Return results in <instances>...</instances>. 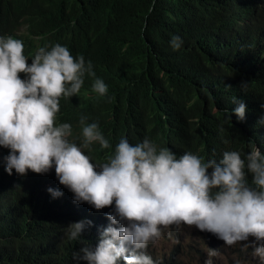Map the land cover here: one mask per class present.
Returning a JSON list of instances; mask_svg holds the SVG:
<instances>
[{
	"label": "trees",
	"instance_id": "16d2710c",
	"mask_svg": "<svg viewBox=\"0 0 264 264\" xmlns=\"http://www.w3.org/2000/svg\"><path fill=\"white\" fill-rule=\"evenodd\" d=\"M173 35L183 41L179 50L170 47ZM0 36L20 39L29 65L40 47L54 44L91 61L107 94L92 91L95 78L86 75L79 94L59 99L56 123L72 125L69 139L78 146L81 116L98 123L109 148L94 142L83 149L94 164L106 162L121 138L133 145L148 138L177 157L191 152L217 162L225 151L243 158L252 140L264 155V124L258 122L264 117V0H0ZM241 82H249L246 90ZM234 97L244 101L245 117L231 115L227 122L224 110L233 112ZM8 153L0 147V264H87L73 260L83 245L70 241L65 229L91 221L81 238L94 248L114 205L96 211L74 203L54 168L8 175ZM248 181L252 186L250 175ZM49 188L62 196L53 198ZM196 230L208 248L233 250L241 263L261 260L242 246L252 237L226 246ZM146 251L155 264H195L178 251L157 255L152 243Z\"/></svg>",
	"mask_w": 264,
	"mask_h": 264
},
{
	"label": "clouds",
	"instance_id": "9594fccd",
	"mask_svg": "<svg viewBox=\"0 0 264 264\" xmlns=\"http://www.w3.org/2000/svg\"><path fill=\"white\" fill-rule=\"evenodd\" d=\"M182 44L179 36L171 37L174 51ZM27 60L20 39L0 36V147L9 150L5 172L12 175L14 170L23 177L29 171L43 175L54 168L74 203H87L96 211L114 205L94 248L81 238L91 221L66 227L67 238L83 245L73 260L155 264L147 254L148 245L161 239L165 230L171 237V231L174 235L182 225L211 233L226 246L252 237V243L242 246L264 260V155L254 141L249 140L251 148L243 158L238 151H225L217 162L191 152L177 157L148 138L134 145L121 138L106 162L94 164L83 149L94 142L109 148L98 123L88 124L81 116L82 146L69 139L71 124L56 123L59 99L79 94L86 75L95 78L91 61L86 63L83 55L74 57L60 44L40 47L30 65ZM248 84L241 82L240 88L246 90ZM92 91L105 96L108 88L95 78ZM232 103L236 107L232 113L224 110L225 120L230 122L235 115L242 121L244 101L234 97ZM258 122L264 124V117ZM47 191L53 198L62 196L59 190ZM217 255L218 250L208 249L209 257ZM205 264H212L211 259Z\"/></svg>",
	"mask_w": 264,
	"mask_h": 264
},
{
	"label": "rangeland",
	"instance_id": "374dc122",
	"mask_svg": "<svg viewBox=\"0 0 264 264\" xmlns=\"http://www.w3.org/2000/svg\"><path fill=\"white\" fill-rule=\"evenodd\" d=\"M172 233L173 232L171 231V237H169L168 230H165L162 238L155 243H152V249L155 254L167 256L172 251H178L186 254L189 258V261L195 264L199 263L201 258L204 261V264L208 259H211L212 264H237L238 261L240 264H251L252 260L255 263H261V260L256 259L255 257H252L251 260L249 259L241 263L233 250L222 249L218 247L208 248L206 245H204V241L193 227L190 228L188 226L182 225L181 229L177 228L175 230L174 236ZM208 249L218 250L219 255L215 257H209ZM197 250L203 251V255L201 257L197 255ZM257 258L260 257L257 256Z\"/></svg>",
	"mask_w": 264,
	"mask_h": 264
},
{
	"label": "bare ground",
	"instance_id": "6f19581e",
	"mask_svg": "<svg viewBox=\"0 0 264 264\" xmlns=\"http://www.w3.org/2000/svg\"><path fill=\"white\" fill-rule=\"evenodd\" d=\"M180 227V226H179Z\"/></svg>",
	"mask_w": 264,
	"mask_h": 264
}]
</instances>
